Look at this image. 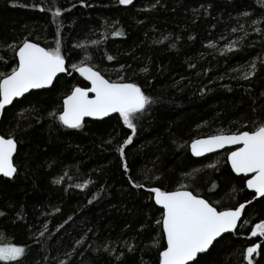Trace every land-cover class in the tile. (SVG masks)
I'll return each mask as SVG.
<instances>
[{
	"label": "trees",
	"instance_id": "1",
	"mask_svg": "<svg viewBox=\"0 0 264 264\" xmlns=\"http://www.w3.org/2000/svg\"><path fill=\"white\" fill-rule=\"evenodd\" d=\"M24 39L59 41L69 68L135 83L152 102L134 134L119 114L63 127L51 113L74 86L89 87L72 73L4 111L0 133L18 152L15 177H0V243L25 251L0 264H159L163 210L148 189L182 184L219 211L245 205L238 229L191 264H248L255 244L252 264H264V237L251 236L264 222V197L232 172L229 151L195 158L189 146L264 122V0H0V73L18 64L8 45L18 51Z\"/></svg>",
	"mask_w": 264,
	"mask_h": 264
},
{
	"label": "snow or ice",
	"instance_id": "2",
	"mask_svg": "<svg viewBox=\"0 0 264 264\" xmlns=\"http://www.w3.org/2000/svg\"><path fill=\"white\" fill-rule=\"evenodd\" d=\"M119 3L130 5L133 0H119ZM53 15L59 17L60 10L57 8ZM53 22H56L55 19ZM258 23L259 20L253 21V24ZM115 34L121 35L119 32ZM92 43L95 44L97 41ZM8 47L18 57V64L10 73H0V110L32 89L50 87L59 73L71 75L65 67V58L61 54L59 41L54 48H44L27 39L18 46V51L14 45ZM108 59L112 60L113 57L109 56ZM250 67L254 70L255 62ZM72 68L89 81L91 87L74 86L71 93L64 98L59 115L53 112L51 116L63 127L81 129L85 117L101 118L111 113H118L124 125L134 134L136 126L133 121L138 113L142 114L145 111L146 106L152 102L151 98L146 96L135 83L109 81L100 72L86 65H72ZM250 75L252 72L246 73L244 78L247 79ZM90 93L94 95L90 96ZM131 143L132 136H129L124 141V145ZM225 145H242L228 155L231 169L237 175L252 174L246 181L247 188L253 189L258 197H264V122H254L252 130L195 140L191 144V150L194 156H202L206 152L224 148ZM16 147L17 142L13 138L0 135V174L5 177H12L17 171L13 163ZM117 151L121 157L124 156L123 145L119 146ZM125 171H127L126 165ZM86 186L87 184L77 185V187ZM133 186L143 187L140 184ZM186 187L187 185L182 184L175 191H162L159 187L148 189L154 193L155 204L163 210L162 219L156 221L162 226L163 236L166 239V247L159 253V264H191L199 253L209 249L217 237L237 228V222L245 207L241 204L235 210L218 211L207 199L185 190ZM0 215L3 213L0 212ZM258 235L264 237V222L258 223L251 231V236ZM260 247V244H255L246 249L245 258L248 259V264H252L253 253H256ZM24 251L23 247L14 244L2 245L0 261H17Z\"/></svg>",
	"mask_w": 264,
	"mask_h": 264
},
{
	"label": "water",
	"instance_id": "3",
	"mask_svg": "<svg viewBox=\"0 0 264 264\" xmlns=\"http://www.w3.org/2000/svg\"><path fill=\"white\" fill-rule=\"evenodd\" d=\"M30 42H32V41H30ZM33 43H35V42H33ZM40 45V44H39ZM41 46V45H40ZM41 47H43V46H41ZM17 59H18V57H17ZM65 67L68 69V72H69V70H70V68L68 67V63H67V60L65 59ZM90 67V66H89ZM93 70H95L94 68H93ZM95 71H97V70H95ZM72 73H76L77 75H79L80 76V74L78 73V72H75L74 70L71 72V74ZM68 73H59L58 75H57V77L54 79V81H53V84L50 86V87H48V88H44V89H32V90H30L28 93H25V95L23 96V97H17V98H15L14 100H13V103L11 104V105H6L5 106V108L3 109V110H0V121H1V118H2V115H3V113H4V111L6 110V109H8V108H10L16 101H19V100H22L24 97H26L27 95H29L30 93H32V92H37V91H44V90H48V89H51L52 88V86L54 85V83H55V81L59 78V77H61V76H64V75H67ZM102 75V74H101ZM82 77V76H81ZM83 79H84V77H82ZM105 79H107L106 77H105ZM85 80V79H84ZM86 81V83L89 85V87L88 88H90L91 87V84H90V82L89 81H87V80H85ZM110 81V80H109ZM112 82H116V81H112ZM120 83H127V82H120ZM142 91V90H141ZM91 95H94V94H92V93H90V96ZM118 113H111V114H109L108 116H105V117H101V118H92V117H85V119H84V122L85 121H100V120H104V119H107V118H109V117H111V116H114V115H117ZM83 122V123H84ZM231 134H235V133H231ZM0 135H1V133H0ZM210 137V136H209ZM209 137H203V138H199V139H195V140H204V139H207V138H209ZM6 138V137H5ZM195 140H193V141H195ZM192 141V142H193ZM192 142L190 143V151H191V154H192V150H191V144H192ZM242 145H225V147L224 148H221V149H217V150H215V151H213V152H206L204 155H202V156H194L193 154V157H195V158H202V157H206V156H210V155H215V154H218V153H221V152H224V151H235L237 148H239V147H241ZM17 152H18V144H17V147H16V151H15V153L13 154V163H14V159H15V156H16V154H17ZM230 152L228 153V155L230 154ZM228 155H227V160H228ZM228 163H229V166H230V168H231V164H230V162L228 161ZM14 166H15V164H14ZM16 167V166H15ZM17 169V168H16ZM232 170V169H231ZM17 172V171H16ZM16 172L13 174V176L12 177H5V176H3L2 174H0V177H3V178H5V179H13L14 177H15V174H16ZM233 172V171H232ZM234 173V172H233ZM236 176H244L243 174H239V175H237L236 173H234ZM251 175L252 174H249L248 176H246L247 177V179H249L250 177H251ZM247 187V186H246ZM248 189V191H250L251 193H254L255 194V192H254V190L253 189H249V188H247ZM185 190H187V189H185ZM175 191V190H174ZM256 195V194H255ZM256 198L257 199H260V198H263V197H258L257 195H256ZM153 199H154V193H153ZM154 202H155V199H154ZM158 207H160L159 205H157ZM226 210H235V209H226ZM226 210H221V211H226ZM219 211V210H218ZM242 219H243V210H242V213H241V218H240V220L237 222V228L234 230V231H232V232H226V233H223V234H221V236L220 237H217V239L215 240V241H213V244L217 241V240H219L221 237H223L224 235H226V234H230V233H233V232H235L237 229H238V227H239V225H240V223H241V221H242ZM165 241H166V239H165ZM213 244L209 247V249L206 251V252H204V253H199L198 255H197V258L200 256V255H203V254H205V253H207L210 249H211V247L213 246ZM196 258V259H197ZM196 259L194 260V261H196ZM194 261H192L191 263H193Z\"/></svg>",
	"mask_w": 264,
	"mask_h": 264
},
{
	"label": "rangeland",
	"instance_id": "4",
	"mask_svg": "<svg viewBox=\"0 0 264 264\" xmlns=\"http://www.w3.org/2000/svg\"><path fill=\"white\" fill-rule=\"evenodd\" d=\"M76 66H78V65H76ZM70 70H73L72 66H71ZM229 152H230V151H229ZM255 226H256V225H255ZM255 226H254V228H255ZM254 228H253V229H254ZM5 244H9V243H7L6 241H2V242L0 243V246L5 245ZM247 260H248V259H247Z\"/></svg>",
	"mask_w": 264,
	"mask_h": 264
}]
</instances>
